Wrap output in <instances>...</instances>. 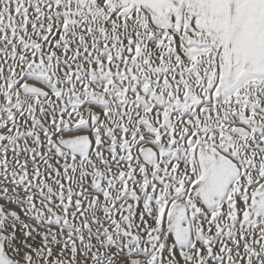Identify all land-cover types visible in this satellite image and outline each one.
Wrapping results in <instances>:
<instances>
[{"label": "snow or ice", "instance_id": "1", "mask_svg": "<svg viewBox=\"0 0 264 264\" xmlns=\"http://www.w3.org/2000/svg\"><path fill=\"white\" fill-rule=\"evenodd\" d=\"M0 264H264V0H0Z\"/></svg>", "mask_w": 264, "mask_h": 264}]
</instances>
